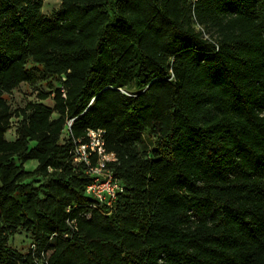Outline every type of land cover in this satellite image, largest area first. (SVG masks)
<instances>
[{"label":"trees","instance_id":"16d2710c","mask_svg":"<svg viewBox=\"0 0 264 264\" xmlns=\"http://www.w3.org/2000/svg\"><path fill=\"white\" fill-rule=\"evenodd\" d=\"M43 1L0 0V264H264V0ZM36 73L53 105L12 112ZM88 129L110 209L73 161Z\"/></svg>","mask_w":264,"mask_h":264},{"label":"built area","instance_id":"2783aa9c","mask_svg":"<svg viewBox=\"0 0 264 264\" xmlns=\"http://www.w3.org/2000/svg\"><path fill=\"white\" fill-rule=\"evenodd\" d=\"M197 1L192 0L193 3ZM194 27L207 38L197 23ZM67 126H70V122ZM73 156L74 163L83 164L85 173L90 178L85 195L91 198L95 205L110 209L115 204L118 194L122 192V187L110 167L116 162V157L106 151L103 131L88 129L84 141L75 142Z\"/></svg>","mask_w":264,"mask_h":264},{"label":"rangeland","instance_id":"374dc122","mask_svg":"<svg viewBox=\"0 0 264 264\" xmlns=\"http://www.w3.org/2000/svg\"><path fill=\"white\" fill-rule=\"evenodd\" d=\"M60 2L58 0H44L41 8V14L44 17L50 18L59 9ZM59 81L48 77L46 75L36 73L35 81L29 84H21L19 87L14 89L9 95L5 96L8 106L12 112H16L19 109L24 108L28 103L40 102L46 106L51 107L53 105L51 97L44 101H39L37 94H49L58 88ZM19 118L15 115L10 120V127L7 131L5 138L8 141H12L15 138V131L19 123ZM35 167L34 162H28L24 165L26 171H32ZM25 182L39 183L41 179L39 177H28L24 180ZM29 244L28 236L23 232H16L8 237V245L20 252H26Z\"/></svg>","mask_w":264,"mask_h":264}]
</instances>
